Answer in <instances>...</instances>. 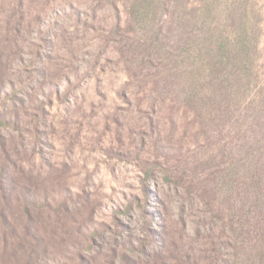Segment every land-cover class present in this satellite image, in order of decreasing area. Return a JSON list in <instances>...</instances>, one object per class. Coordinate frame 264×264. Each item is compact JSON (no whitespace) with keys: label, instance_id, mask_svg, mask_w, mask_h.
I'll list each match as a JSON object with an SVG mask.
<instances>
[{"label":"rangeland","instance_id":"rangeland-1","mask_svg":"<svg viewBox=\"0 0 264 264\" xmlns=\"http://www.w3.org/2000/svg\"><path fill=\"white\" fill-rule=\"evenodd\" d=\"M132 3L0 0V264H264V181L233 189L264 149V0H203L190 51L181 7ZM225 38L247 70L219 93Z\"/></svg>","mask_w":264,"mask_h":264},{"label":"trees","instance_id":"trees-1","mask_svg":"<svg viewBox=\"0 0 264 264\" xmlns=\"http://www.w3.org/2000/svg\"><path fill=\"white\" fill-rule=\"evenodd\" d=\"M180 2L182 3H179V0H163V1L161 0V2L160 0H133L130 15L133 17L134 20L139 19L140 17H148L149 16L148 9L151 10L156 3L157 4L159 3L153 9L154 15L157 17H160L161 15L162 18L165 11H170V14L172 13L171 19H175L176 21L179 18L177 15L179 14V8L181 7L183 13H185L186 15V19L188 21V27L191 30L192 29L194 30L197 27V25L200 23L201 14H202L201 5L203 3V0H180ZM149 23L151 22H146V25H149ZM153 23L156 25V22ZM193 30L188 33L189 36L187 37L186 42L183 45V49H186L187 51H190L191 47L195 46L199 42V39L196 36V34L193 32ZM205 46L207 48L206 52L209 57L211 69L213 72L212 79L210 81L211 87L215 88L216 90L219 89L217 91H219L220 93L221 91L223 92L226 90V86L224 85V82H229V80L233 79L234 76L241 77L240 80L242 81V78L244 77L245 71L247 69H245V67H243L242 69V67H240L241 65L239 64V62H241L242 64L244 62V57L243 59H239L238 58L239 56L235 54L237 68L235 70V64L234 66L233 65L230 66L228 61L229 59H231L230 49L232 45L229 39L225 38L223 41L206 40ZM218 82H221V85H219ZM192 102H194V104L196 105L194 106L195 111L202 113V115L203 113H207L204 118L206 121L212 123L216 122L215 114L219 115L220 110L215 107L214 105L215 102L212 101L213 102L212 103L211 100L210 101L208 100V102L205 103L203 102L197 103L199 101H195V100H193ZM208 109L209 111L206 112ZM263 156H264V149L263 151L260 152L259 156L257 155L254 156V154L250 155L251 169L249 171L251 175H249V177L242 176L241 173L235 174L236 180L233 183V189L236 194L235 197L236 202H240L239 200L246 193L248 194V199L249 197L254 201H258L260 199L259 191L263 189L262 185L264 181V177L262 176L264 171ZM240 178H243L249 182L245 180L244 182H242ZM2 189L4 188L2 187ZM13 191H14L13 189H6V188L4 189L6 196L7 193H9L8 195H10V193H12ZM252 192L256 196H253ZM255 207L256 209H260L257 211V213L258 212L260 213L259 215L257 214L259 216L258 217L259 219L252 224L254 217L253 218L251 217L252 219H250L251 212L248 211L247 215L246 216L243 215L242 219L240 220L241 230L244 231L245 229L249 228L251 225H254L256 229H260L258 231H262L259 232L257 236H260L261 241L264 242V210H263L264 206H259V207L255 206ZM241 210L242 209L238 208V211Z\"/></svg>","mask_w":264,"mask_h":264}]
</instances>
